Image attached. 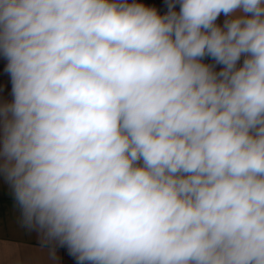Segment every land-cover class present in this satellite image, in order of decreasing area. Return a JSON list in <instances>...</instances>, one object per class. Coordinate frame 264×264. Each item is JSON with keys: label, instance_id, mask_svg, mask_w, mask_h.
Segmentation results:
<instances>
[{"label": "clouds", "instance_id": "obj_1", "mask_svg": "<svg viewBox=\"0 0 264 264\" xmlns=\"http://www.w3.org/2000/svg\"><path fill=\"white\" fill-rule=\"evenodd\" d=\"M0 53L24 226L88 264H264V0H0Z\"/></svg>", "mask_w": 264, "mask_h": 264}, {"label": "crops", "instance_id": "obj_2", "mask_svg": "<svg viewBox=\"0 0 264 264\" xmlns=\"http://www.w3.org/2000/svg\"><path fill=\"white\" fill-rule=\"evenodd\" d=\"M145 6L155 8L163 15L168 10L169 0H136ZM176 11H179V0H172ZM226 19L223 13L217 18L216 23L223 26ZM243 57L239 63H242ZM203 62L215 64L210 56H205ZM221 65L216 64L215 70L219 71ZM12 100L11 77L7 71V58L0 53V105L10 103ZM8 242L14 245L8 253L3 245ZM0 264H88L79 261L77 256L66 244L58 240L46 239L38 227L31 229L22 223L21 209L15 199L14 191L0 172Z\"/></svg>", "mask_w": 264, "mask_h": 264}]
</instances>
